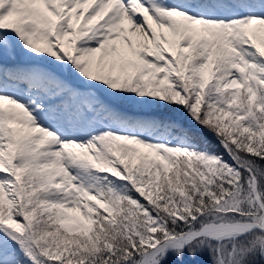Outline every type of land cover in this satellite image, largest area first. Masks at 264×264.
Instances as JSON below:
<instances>
[{
    "label": "snow or ice",
    "instance_id": "obj_1",
    "mask_svg": "<svg viewBox=\"0 0 264 264\" xmlns=\"http://www.w3.org/2000/svg\"><path fill=\"white\" fill-rule=\"evenodd\" d=\"M0 264H264V0H0Z\"/></svg>",
    "mask_w": 264,
    "mask_h": 264
}]
</instances>
